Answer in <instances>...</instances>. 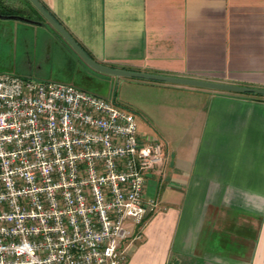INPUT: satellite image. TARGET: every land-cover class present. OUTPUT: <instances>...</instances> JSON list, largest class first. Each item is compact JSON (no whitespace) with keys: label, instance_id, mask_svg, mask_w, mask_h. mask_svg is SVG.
<instances>
[{"label":"crops","instance_id":"1","mask_svg":"<svg viewBox=\"0 0 264 264\" xmlns=\"http://www.w3.org/2000/svg\"><path fill=\"white\" fill-rule=\"evenodd\" d=\"M40 2L104 65L264 88V0ZM5 6L34 21L0 18V71L43 81L80 72L82 59L28 0ZM122 82L157 92L152 130L166 142L145 190L158 206L122 243L127 264H264V95Z\"/></svg>","mask_w":264,"mask_h":264},{"label":"built area","instance_id":"2","mask_svg":"<svg viewBox=\"0 0 264 264\" xmlns=\"http://www.w3.org/2000/svg\"><path fill=\"white\" fill-rule=\"evenodd\" d=\"M163 160L114 98L0 73V264H126Z\"/></svg>","mask_w":264,"mask_h":264},{"label":"rangeland","instance_id":"3","mask_svg":"<svg viewBox=\"0 0 264 264\" xmlns=\"http://www.w3.org/2000/svg\"><path fill=\"white\" fill-rule=\"evenodd\" d=\"M9 21H13L9 19ZM57 55V54H56ZM58 56V57H57ZM54 56V64L62 65L66 63V60L61 59L60 55ZM75 58H79L75 55ZM0 61H8V58H5L2 55L0 56ZM77 72L74 70L73 74H68L67 72H62L61 76L53 78L51 81H61L73 84L80 88H83L92 93H96L102 95L107 98L117 97L119 94L120 99L117 101V104L122 108L131 112L135 115L137 125H138V133L142 138H147L149 136H156L159 138V134L154 133L153 126L157 124L156 115L154 114V107L151 105L153 101L158 97V94L155 90L149 88H141V87H133L128 85V83H121L122 80H126L129 77H116L111 75H106L101 72L96 71L95 69L88 66L86 63L82 62L81 67H79ZM0 73H5L4 71H0ZM126 78V79H125ZM36 79L38 80H46L41 76H38ZM132 80L136 79L131 77ZM141 79V78H138ZM146 80V79H141ZM155 81V80H154ZM156 116V117H155ZM158 127V126H157ZM163 148H166L165 140H161L160 142ZM166 154V153H165ZM141 225H129V228L133 232V234L137 233L136 228H139ZM133 228V229H132ZM131 234L129 237H132ZM128 237V238H129ZM127 238V239H128ZM124 242V241H123ZM126 257L128 261V253L126 252ZM127 264V262H126Z\"/></svg>","mask_w":264,"mask_h":264},{"label":"water","instance_id":"4","mask_svg":"<svg viewBox=\"0 0 264 264\" xmlns=\"http://www.w3.org/2000/svg\"><path fill=\"white\" fill-rule=\"evenodd\" d=\"M30 4L34 6L46 20L64 37L66 42L75 50L84 63H86L91 68L95 69L98 72H101L106 75L120 77H134L147 80L163 81L173 84L188 85V86H197L202 88L214 89V90H225L233 92H253L257 94L264 95V88L242 86L236 84H228L222 82H213L208 80H201L196 78H186L180 76H170L164 74H154L142 71H133L123 68H114L111 66L104 65L88 55V53L82 48V46L76 41V39L68 32V30L62 26L53 15L43 6L40 0H28ZM0 18L4 19H25L30 22L34 20L30 18H24L16 14H1Z\"/></svg>","mask_w":264,"mask_h":264},{"label":"trees","instance_id":"5","mask_svg":"<svg viewBox=\"0 0 264 264\" xmlns=\"http://www.w3.org/2000/svg\"><path fill=\"white\" fill-rule=\"evenodd\" d=\"M32 7H33V5H32ZM20 12V10H16V9H14V8H10V7H8V6H5L3 9H0V13L1 14H6V15H9V14H18ZM83 62V61H82Z\"/></svg>","mask_w":264,"mask_h":264}]
</instances>
